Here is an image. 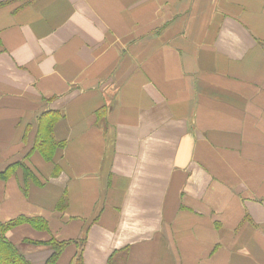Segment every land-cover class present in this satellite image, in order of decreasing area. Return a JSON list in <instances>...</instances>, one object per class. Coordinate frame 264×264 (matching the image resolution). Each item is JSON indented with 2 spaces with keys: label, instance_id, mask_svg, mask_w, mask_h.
Listing matches in <instances>:
<instances>
[{
  "label": "crops",
  "instance_id": "crops-1",
  "mask_svg": "<svg viewBox=\"0 0 264 264\" xmlns=\"http://www.w3.org/2000/svg\"><path fill=\"white\" fill-rule=\"evenodd\" d=\"M19 217L47 222L4 234L31 264L50 239L57 264H264V0H0V224Z\"/></svg>",
  "mask_w": 264,
  "mask_h": 264
},
{
  "label": "trees",
  "instance_id": "trees-1",
  "mask_svg": "<svg viewBox=\"0 0 264 264\" xmlns=\"http://www.w3.org/2000/svg\"><path fill=\"white\" fill-rule=\"evenodd\" d=\"M55 116L49 114L46 116L45 121L39 125V131L41 135L47 134V136L38 137L36 140L37 148L46 158H50L53 154L57 145H60L58 142L52 141L49 137V132L51 131L52 126L55 123ZM30 222L38 228H47V222L41 218H24L19 217L15 220L8 221L6 223L0 224V264H31L30 261L19 251L15 244L11 243L4 236L5 232L10 229L12 226L20 224L22 222ZM28 241V240H26ZM34 244L42 243L48 245L51 248V253L48 258L45 260L44 264H57V259L65 246L69 244V241H58L55 239H50L45 242L39 241H28ZM82 255L78 252L72 261L71 264H82Z\"/></svg>",
  "mask_w": 264,
  "mask_h": 264
},
{
  "label": "rangeland",
  "instance_id": "rangeland-1",
  "mask_svg": "<svg viewBox=\"0 0 264 264\" xmlns=\"http://www.w3.org/2000/svg\"><path fill=\"white\" fill-rule=\"evenodd\" d=\"M26 246H28V245H26ZM22 250H23V248H20V252H21V253H23V251H22Z\"/></svg>",
  "mask_w": 264,
  "mask_h": 264
}]
</instances>
